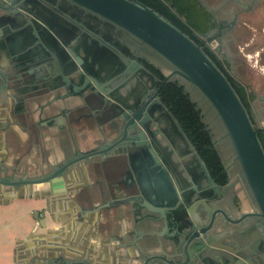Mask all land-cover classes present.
Returning a JSON list of instances; mask_svg holds the SVG:
<instances>
[{
    "label": "water",
    "instance_id": "95a60500",
    "mask_svg": "<svg viewBox=\"0 0 264 264\" xmlns=\"http://www.w3.org/2000/svg\"><path fill=\"white\" fill-rule=\"evenodd\" d=\"M69 1L125 30L139 44L146 45L158 54L171 67L170 73L161 80L137 56L127 55L118 45L92 31L85 24L65 13L58 5L46 0H0V8L4 7V12H8V16L13 15L5 19H8L14 27L20 28L22 42L24 47H27L22 54L15 55L16 63L17 60L22 61L23 57H28L26 50L48 43L57 57L64 59L65 65V77L50 80L43 77L40 79L34 75L26 79L19 63L14 64L15 72L12 79L6 77V74H1L0 102L5 100L7 90H12L14 97H18V93L31 96L38 92L39 94L56 92L58 99L65 101L74 96L75 91L69 87L65 93H61V87L66 85L70 75L77 73L79 95L83 96L85 92H91V96L96 97V109L106 112L108 117L114 115L120 117V122L113 131L114 143H122L126 148L130 144L145 156L147 167L157 184V189L154 183H150L148 188L142 187L151 203L159 207L175 206L180 200L179 195L185 199V193L182 192L183 184L179 181L184 172L191 176L187 182V187L191 191L189 198L194 193L198 194L193 209L201 202L220 199L244 180L243 186L247 190L249 202L255 209L251 212H243L242 217L244 219L257 216L260 226L262 224L264 228V149L258 136L260 129L253 124L247 109L225 74L207 56L201 46L139 0ZM89 39L92 40L94 48L90 51L85 49L84 55L81 53V48ZM98 62L100 68L96 67ZM174 78L184 84L188 82L202 94L225 131V137L235 155V162L239 166L238 173L232 177L230 165L224 162L230 175L226 185L219 184L212 177L207 162L187 136L180 121L161 98L162 86ZM134 80L144 89L148 88L145 91L146 96L142 95L138 98V93L129 94L126 90L125 94L128 96L124 98L121 90L126 87L128 81L130 83ZM115 81L119 82L112 86ZM150 82L157 86L153 96L150 95V87H148ZM136 105H139L140 109H137ZM159 135L167 142L166 145L162 143ZM127 138L128 140H125ZM104 148L105 145L95 147L87 151L86 155H95L98 151L104 153ZM78 154L77 150L61 162L50 164L44 172L35 175L26 174L19 178L10 175L11 168L0 162V184L20 188L24 185L49 183L46 194H66L68 168L79 160ZM173 155L177 156V162L173 159ZM2 172L5 174L2 175ZM148 207L154 212H160L158 206L156 209L150 205ZM87 210L93 212L96 208L84 209L82 214ZM36 218L39 226V212H36ZM145 221L149 222V226H153L150 231H157L154 229H157L156 227L161 223H164V227L168 226L163 215L154 213L148 214ZM170 224L174 226L175 232L169 243L160 240L156 243L151 241L139 243L138 240L133 239L132 244L140 251L159 247L158 253L150 254L146 258L148 262H153L151 264H198L193 261L197 256L202 259L201 264H208L203 261V257L210 247L198 245L195 240V238H198V241L207 239L210 242L211 238L207 237V230L201 228V231H195L194 238L193 234H190L188 222H180V219H177L170 221ZM184 231L186 232L183 233ZM178 234L183 240L179 239ZM257 237L261 240L262 234L258 233ZM258 239L252 242L257 245ZM187 242L192 243V246L182 247V244ZM257 253L256 250L255 254L258 255ZM236 255L238 258H246L237 264H257L249 254L236 253ZM76 263V260L66 259L62 254L52 259L46 258L41 262V264Z\"/></svg>",
    "mask_w": 264,
    "mask_h": 264
},
{
    "label": "crops",
    "instance_id": "0c3cea01",
    "mask_svg": "<svg viewBox=\"0 0 264 264\" xmlns=\"http://www.w3.org/2000/svg\"><path fill=\"white\" fill-rule=\"evenodd\" d=\"M22 39L20 28L0 18V77L12 79L17 63L26 79L65 77L64 59L48 43L26 50L28 57L16 63L15 55L27 48ZM78 84V77L70 75L61 93L70 87L75 95L65 101L56 92L14 97L7 90L0 102V162L11 168L10 175L44 172L79 151V160L68 168L66 194H46L49 183L20 188L0 184V264H41L59 254L76 264H151L146 258L159 247L140 251L133 239L139 243L172 239V224L150 231L153 226L145 221L150 213L159 215L148 207L158 205L142 190L150 183L157 189L145 156L130 144L127 150L114 143L120 117L96 109V97L91 92L79 95ZM105 140L112 146L106 156L86 155ZM248 204L245 212L254 209ZM193 261L203 263L198 256Z\"/></svg>",
    "mask_w": 264,
    "mask_h": 264
},
{
    "label": "flooded vegetation",
    "instance_id": "af4514ba",
    "mask_svg": "<svg viewBox=\"0 0 264 264\" xmlns=\"http://www.w3.org/2000/svg\"><path fill=\"white\" fill-rule=\"evenodd\" d=\"M46 1L58 5L65 13L70 14L86 26V21H90L95 28L87 27L95 33L101 34L104 38L105 34L110 32L114 37L112 41L120 39L122 45L128 43L133 50L131 56H137L140 59L141 56L145 55L144 51L148 47L139 44L125 30L115 24L111 23V25L107 23V20L90 16L89 11L85 9L79 11L73 7L75 4L69 0L67 2L70 3H65L66 1L64 0ZM195 4L198 10L202 12L201 16L205 27L204 32H194L197 40L216 58V63L219 64L221 71L231 75L235 82L246 87L248 95L252 98L251 112L256 117L257 124L264 128L262 125L264 122V0H197ZM65 5L67 7L72 6L66 10L63 8ZM78 8L82 7L79 6ZM7 16L8 12H4V7L0 8L1 20L7 18ZM91 48H94V45L92 40L89 39L88 42H84L81 53L85 55V49L90 51ZM96 67L100 68L99 62ZM254 75L262 77L259 84L254 82ZM76 76H78L77 73ZM118 82H113L112 86H115ZM104 86L106 87V85ZM140 86L141 84L136 80L130 81V83L128 81L126 87L121 90L122 94H124L123 97L126 98L128 96L125 94L126 90L129 91V94L138 93V98L142 95L146 96L145 91L148 88L144 89L143 86ZM148 87H150V95L153 96L157 86L150 82ZM108 90L110 91V89ZM187 90L191 93L188 87ZM137 102L140 103L139 100ZM136 107L140 109L139 105H136ZM203 115H205L204 111ZM153 128H155V125ZM159 138L164 145L167 144L160 135ZM107 141L105 140L98 145H105V152L98 151L95 155L106 156L111 151V143L109 144ZM182 167L183 165H181ZM235 167L239 169L237 163ZM230 175L232 176L231 171ZM190 178L191 176L184 172L179 180L183 184L182 192L185 193V199L179 195L180 200L175 206L166 205L159 207L158 205L160 209L159 216L163 215L168 224L170 221L177 219H180V222H188L187 226L193 237L195 231H201V228H205L207 237L211 238L209 239L210 242L207 239L198 241V238H194L196 244L210 247L207 250V254L203 257V261L208 264L240 263L245 257L238 258L236 253L240 255L243 253L249 254L257 264H264V228L262 224L260 226L257 216L244 219L242 217L243 212H245L243 210L244 206L249 202L247 190L243 186L244 180L220 199L216 198L213 201L201 202L193 209L198 199V194L194 193L191 197L192 199L189 198L191 191L187 187V182ZM258 233L262 234L261 240L257 237ZM200 234L203 235L202 233ZM178 237L183 240L180 234H178ZM255 239L259 240L257 245L253 243ZM191 246L192 243L188 242L182 244L184 248ZM254 249L258 251L257 254L259 256L255 254L256 250Z\"/></svg>",
    "mask_w": 264,
    "mask_h": 264
},
{
    "label": "trees",
    "instance_id": "16d2710c",
    "mask_svg": "<svg viewBox=\"0 0 264 264\" xmlns=\"http://www.w3.org/2000/svg\"><path fill=\"white\" fill-rule=\"evenodd\" d=\"M55 0H51L54 2ZM65 3H70L67 2ZM146 4L150 8H153L160 16L168 20L174 26L179 28L187 36H189L194 42L201 46L203 51L209 56V58L219 67L216 63V58L213 57L208 49L201 45L196 38L194 32H204V21L201 16L202 12L198 10L195 2L197 0H139ZM70 6H64L63 8L68 10ZM76 9L83 11L84 8H78L75 4ZM90 16L100 18L96 14L89 12ZM107 23H112L107 21ZM88 27L94 29L95 26L90 22L86 21ZM112 25V24H111ZM114 25V24H113ZM105 38L108 41L114 42L116 45L122 48V50L129 56L132 55V47L126 43L121 44L120 39L114 40L113 35L108 32L105 34ZM140 60L150 68L161 80H164L166 73L161 69L160 66L155 64L149 57L143 55ZM223 72V71H222ZM224 73V72H223ZM237 95L242 101L243 105L247 109L249 116L256 128H259L258 133L262 147L264 149V128H261L257 124V119L251 112V100L252 98L248 95V91L245 86L235 82L231 75L224 73ZM160 95L165 105L171 110L175 117L180 121L181 126L186 132L191 142L195 145L202 158L207 162L211 175L221 185H226L230 180V175L226 170L223 158L216 144H214V137L212 130L208 127L207 122L204 119L203 109L199 106L197 101L193 98L192 94L187 90L186 84L179 81L177 78L167 81L160 90Z\"/></svg>",
    "mask_w": 264,
    "mask_h": 264
},
{
    "label": "rangeland",
    "instance_id": "374dc122",
    "mask_svg": "<svg viewBox=\"0 0 264 264\" xmlns=\"http://www.w3.org/2000/svg\"><path fill=\"white\" fill-rule=\"evenodd\" d=\"M134 47V45H132ZM144 54L147 55L155 64L161 67V69L166 73L169 74L171 71V67L154 51L150 50L149 48L144 51ZM260 79H262L259 75H254L253 80L256 84H259ZM188 89L191 90V94L193 98L197 101L199 106L205 112L204 118L207 122L209 128L213 132L214 141L222 154V157L227 165H230L232 168L231 174L235 176L239 169L235 167V155L233 149L230 146L228 139L225 137V131L222 125L219 122V119L216 116V113L211 108L209 102L202 96V94L193 86H191L188 82L185 83Z\"/></svg>",
    "mask_w": 264,
    "mask_h": 264
},
{
    "label": "built area",
    "instance_id": "2783aa9c",
    "mask_svg": "<svg viewBox=\"0 0 264 264\" xmlns=\"http://www.w3.org/2000/svg\"><path fill=\"white\" fill-rule=\"evenodd\" d=\"M262 125L264 126V122L262 123Z\"/></svg>",
    "mask_w": 264,
    "mask_h": 264
},
{
    "label": "bare ground",
    "instance_id": "6f19581e",
    "mask_svg": "<svg viewBox=\"0 0 264 264\" xmlns=\"http://www.w3.org/2000/svg\"><path fill=\"white\" fill-rule=\"evenodd\" d=\"M254 59V58H253ZM251 60V59H250Z\"/></svg>",
    "mask_w": 264,
    "mask_h": 264
}]
</instances>
